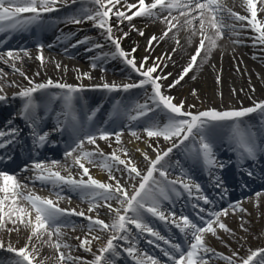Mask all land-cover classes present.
Returning a JSON list of instances; mask_svg holds the SVG:
<instances>
[{
    "label": "snow or ice",
    "instance_id": "obj_1",
    "mask_svg": "<svg viewBox=\"0 0 264 264\" xmlns=\"http://www.w3.org/2000/svg\"><path fill=\"white\" fill-rule=\"evenodd\" d=\"M78 2L79 0H0V33L26 31L33 25H42L45 22V14L59 11L58 6L60 5L66 7L70 3ZM87 3L91 6L82 7L78 14L67 17L64 22L81 24L91 21L94 27L102 30L106 39L115 49L114 52L101 53L100 56L92 59L118 56L141 77L133 83L122 85L104 83L102 86L95 87H102L110 92L121 90L126 92L135 88L145 89L143 102L137 101L134 104L118 106L117 112L129 121L128 131L132 137L137 140L142 138L140 132L131 127L132 123L138 122L143 125L140 131L148 139L159 140L162 138L170 146L160 149L158 144L155 147L149 144L148 147L152 148L156 155L153 159L146 152L142 153L147 162L146 170L137 167L126 149L119 151L123 152L127 159H122L117 151L106 156L99 149L97 140H110L114 136L115 142L120 144L123 130L107 131L102 128L95 131L88 130V125L95 117V111L82 114L77 107V102L80 99L77 94L83 91V85L74 86L56 82L50 78L46 82L37 83L21 72L20 74L28 81V86L21 88L14 98L18 97L23 102L21 118L28 122V127L32 131L34 149L43 148L49 143L55 146V142L49 141L50 132L38 131L45 116L55 112L57 123L52 131L68 133L69 142L65 148L64 158H71L72 164L61 165V161L58 160L35 161L30 168L26 166L23 169V171H32V178L35 180L50 184L53 188V195L56 197L55 201L51 198H43L34 192L26 194L24 189L28 187L27 185L22 184L16 175L0 170V194H2L0 195V230H7L9 233L19 232L20 228L16 226L17 224L30 230L24 247L16 248L11 243L7 245L6 250L14 254L11 264H33L38 249L31 242L34 238L42 241L45 234L48 237L47 242H51L53 237H56V242L52 246L57 251L61 248L68 249L67 253L60 252L61 264H76L78 261L80 264H117L122 252L131 257L134 264H162L159 258L138 247L137 241L145 233L154 238L147 241L149 244L163 241L165 245H168V249L161 248V252L171 264H208L209 253L218 255L226 264H264V248L249 249L246 257H240L238 252H233L231 256H225L214 253L206 244L205 234L210 233L215 236L217 227L224 232L231 231L222 222L221 217L228 215L229 208L233 211L246 212L247 210L240 206L243 201L230 203L229 208H222L219 211H208L200 207L199 211L201 213L208 211L210 217L205 220L201 216V224H197L186 215L177 217L175 212L166 214L163 209L165 201L171 203L174 196L181 195L180 189H183L191 197L193 188H195V199L202 200L205 205L213 203L207 195L203 194L198 183L190 182V177L181 174L176 178H169L171 175L169 169L173 167L169 162V157L176 149H181L187 158L200 162L209 171L214 187L219 190L220 198H228V187L222 176L218 174L224 170L226 164L216 156L215 141L218 138H224L231 145L237 161L241 165V171H245L244 165L248 162L256 163L264 155V101L254 102L253 106L242 107L239 110L208 109L197 112L186 110L184 101L179 104L174 103L175 97L167 95L164 91L165 86L161 83L172 74H163V68L167 65H161L158 61H162L165 56L171 59V54L165 53L164 56L154 58L151 66H148L147 63L150 58L148 56H145L137 64L134 55L137 49L133 48L131 52H128L121 46V40L127 38L128 33L125 32L119 37L114 35V27L118 28L123 21L130 22L134 17H147L159 20L166 25V30L160 37L153 35L149 38L146 51L152 50L154 42L169 38V33H172L173 37H177L181 30L190 33L189 44L192 42V37L199 34L200 39L195 53L179 77L167 85V89L170 90L184 80L185 76L197 65L198 58L207 60L211 56L213 50L218 46V41L224 38L225 31L230 32L233 36L239 35L236 24L225 22V13L237 22H246L241 24L240 28L250 26L253 31L259 34L255 39L260 44H264V20L258 19V4L261 11H264V0H243L249 15L233 12L226 8L222 0H137L136 3H127V0H87ZM134 9L135 11H133ZM113 17L117 21L115 26L112 24ZM132 28L138 31L139 35H144V32L136 29L134 25ZM68 38L66 36L64 39ZM88 43L89 39L86 37L77 40L70 47L75 48ZM233 43H238V41L233 40ZM176 44L180 46L179 39H176ZM43 47V45L38 46L41 52ZM103 47L104 45L95 43L85 50L94 51ZM22 51L25 56L28 55L27 50ZM172 51L174 54L176 48H173ZM202 52L203 56H201ZM20 59L19 52L13 50L0 52V61L5 63L12 61L14 70H18L15 69V61ZM37 59L41 61L42 65L44 64L45 58L42 54L38 55ZM56 67L59 69L60 65L57 64ZM91 67L95 69L97 64L93 63ZM80 78L78 77V79ZM82 78L91 79V76L85 73ZM49 89H59L60 92L52 93L48 91ZM2 92L3 88H0V93ZM37 93H41V97L38 98ZM193 94H195V90ZM6 99V95L0 94V102L6 101ZM57 103H59V111L53 109V105ZM160 112L166 113V122L163 124L156 119ZM253 113H259L262 117L259 128L244 119ZM11 123L9 121V125ZM19 132L20 129L14 126L0 130V149H6L9 145L14 144ZM86 143L97 145L96 150H85ZM136 150L141 151L140 149ZM10 159V155H0V162ZM98 160V166L109 173V180L115 181L114 184L101 182L90 174V170L84 162L96 165ZM175 163L179 165L180 162L176 161ZM121 165L123 168L120 167ZM73 166L78 167L76 175L71 172ZM61 167L68 175H62L60 170H56ZM114 172H120L121 177H116ZM124 173L127 174V178L125 183L121 184L120 180L124 178ZM245 174L250 178L254 175L251 167ZM128 181H132V183H128ZM241 187H247V185H241ZM65 190L77 194L82 201L87 202L89 213L100 207H106L111 216L110 222L98 218V215L93 218L86 215L84 211L59 207L60 200L71 201L70 196H64ZM261 195L259 192L256 193L257 199ZM113 201L115 203H112ZM193 207L196 208L198 205L193 204ZM73 216L82 217L88 221L86 225L88 234L95 232L108 234L106 243L100 246L95 253H92L91 245L93 241L101 240V236L91 235V239L86 236L81 240L79 248L93 254L91 261H84L83 258L73 256L71 246L62 242V237L65 234L64 229L70 228L75 231L78 227L70 219ZM148 216L174 225L183 234L187 247L166 238L155 230L148 222ZM9 224L12 225L11 228L6 227ZM241 228L243 231H247L243 225ZM118 241H123L127 246H121L117 243ZM4 248L5 243L0 241V249Z\"/></svg>",
    "mask_w": 264,
    "mask_h": 264
},
{
    "label": "bare ground",
    "instance_id": "obj_2",
    "mask_svg": "<svg viewBox=\"0 0 264 264\" xmlns=\"http://www.w3.org/2000/svg\"><path fill=\"white\" fill-rule=\"evenodd\" d=\"M137 0H127V3H136ZM222 3L226 6H229L228 9H231L233 12H236L240 15H249L246 11V8L243 4V0H222ZM90 5L87 3V0H79L76 4H69L67 7L62 6L59 11L54 12L53 14L47 13L45 14V22L42 25H35V30L40 31V35L43 38V41L39 43V45H43L42 52L38 48H27L28 55L25 56L21 49H13V51L19 52L21 59L15 61V69H13V62L9 61L5 63L0 61V88H3V91L6 92L8 90L9 93L5 94L4 92L0 93L6 95L7 99L4 103H7L6 110H0V123L3 121L6 111L11 109V113L15 112L20 107L21 99L16 98H8L9 95L18 93L20 90V86L18 87L15 83H19L23 85H27L28 81L24 79L20 73L23 72L25 76L33 79L35 82H46L49 78L56 82H64L67 84H71L74 86L83 85V91L78 93L77 95L80 99L77 102V107L83 114L84 112H92L95 111V117L91 121L89 125H91L89 131H95L98 128L105 129L110 131L114 125H118L119 128L123 130V135L121 136V143L124 144V140L126 139V144L128 142L127 151L131 156L132 160L136 163L137 167L141 170H146L147 162L144 160L142 151L137 152L135 150V144H137V139L132 137L128 131L129 123H124V117L119 115L117 112L118 106L121 105H130L134 104L137 101L143 102L145 99V94H141L142 88L130 89L128 91H108L103 89L102 86L104 83H115L117 85H122L124 83H133L137 82L141 77L138 76L137 73L133 72L132 69L119 57L112 58L101 57L98 60H93V57L100 56L101 53H111L114 52V46L110 41L106 39L104 34H94L95 29L89 26L86 22L82 23L81 26H77L71 23H65L64 20L66 18L65 13L63 15V10H74L75 14H78L79 10L82 7H89ZM135 11V9L133 10ZM131 14V13H129ZM52 15L56 21H62V27L59 31L52 29L55 28L56 23L53 21H49L48 17ZM225 15V22L228 24H236L233 18L228 16L227 13ZM68 17V14H67ZM182 19V18H181ZM258 19L264 20V11H261L260 5L258 4ZM116 18H112V24L116 23ZM232 22V23H231ZM246 23V22H243ZM132 25L135 26L136 29H140L144 32V35H139V32L132 28ZM38 27V28H37ZM122 33L127 32L128 36L125 39L121 40V46L125 51L131 52L133 48H136L137 51L134 53L136 57L137 64L145 57H150L148 60V66H151L153 63V59L156 57L164 56L165 53L171 54V59H168L166 56L162 61H158L161 65L166 64L167 67L163 68V74L171 73L172 75L167 79L161 81V83L165 86L164 91L167 95L175 97L173 101L176 104H179L181 101H184V108L186 110H197L204 111L208 109H216V110H228L233 108H247L253 106L254 102L264 101V44H260L255 38L258 37V33L253 31L250 26H246L243 32L239 31L238 36L231 35L230 32L225 31L224 38L218 41V46L213 50L211 56L207 60H203L198 58L197 65L185 76L184 80L181 81L179 85L168 90L167 85L170 84L173 80L177 79L179 75L182 73L183 69L187 67L190 62L191 56L195 53L196 48L199 43V34L197 36L192 37L191 44L188 43V37L190 33L181 30L177 37H173L172 33H169V38H165L162 41L154 42L152 50L146 51L148 48V40L151 36L155 35L160 37L163 31L166 30V25L161 23L159 20L150 19L147 17H134L132 21H123L122 23ZM238 30V29H237ZM175 31V30H173ZM78 32V35L75 38H71L75 33ZM50 33V34H49ZM59 34L61 38L58 40L57 36ZM115 35V32H114ZM69 37L67 39V49H70L71 44L75 43L76 40H81L84 38L89 39L88 44H81L79 47H75L81 52H64V48H60V41L64 40L63 37ZM78 36H83L78 39ZM115 36H122L116 34ZM13 40L16 41L19 38V35H13ZM176 39H179L180 46L176 44ZM233 40L238 41V43H233ZM55 42L53 45H56L59 50L49 49L48 47H52V42ZM100 43L104 45L101 49H95L94 51H86L91 44ZM48 46V47H47ZM69 47V48H68ZM173 48H176V52L173 54ZM8 51V50H6ZM54 51L55 54H52ZM5 52V51H2ZM85 53L88 55L86 56ZM43 55L45 58V62L42 65L41 61L37 59L38 55ZM204 53H201L203 56ZM70 56V57H68ZM110 62V65H106L105 69L109 73L114 71H118L122 77H115L113 74L109 73H101L100 68L104 63ZM93 63L97 64V67L93 69L91 65ZM59 64L60 68L57 69L56 65ZM125 67L127 69H124ZM130 71V72H129ZM39 73V75H36ZM88 74L91 76L90 80L86 78H82L83 74ZM35 74V75H34ZM130 74V75H129ZM78 77H81L78 79ZM194 77V78H193ZM117 78V79H116ZM219 81V82H218ZM206 83H213L217 87L225 88V98H219L216 103L206 100L204 95L203 88ZM15 85V86H14ZM250 87L255 88L252 92L250 91ZM201 89V91H200ZM195 90V94L193 91ZM234 90V91H233ZM49 92L57 93L60 92L59 89H49ZM238 91V92H237ZM202 92V93H201ZM238 93H243L240 95ZM41 93H37L36 96L41 97ZM139 95L140 97L134 101V98ZM261 95V96H259ZM220 96L217 94V98ZM242 103V104H239ZM2 103H0L1 105ZM194 105L195 107H189ZM213 107V108H212ZM53 109L55 111H59V103L53 105ZM51 115V113H50ZM155 115V114H153ZM55 118V112H53L52 119ZM156 119L163 124L166 122V113L160 112L159 115L156 116ZM261 115L259 113H253L252 116H249L247 119L248 123L259 128L261 122ZM138 123V122H137ZM137 123H132L131 127L137 128ZM139 124V123H138ZM140 134L142 132L138 130ZM125 138V139H123ZM111 141L115 142V137L110 138ZM99 141V139L97 140ZM164 142V146L169 145L168 142L162 140ZM120 143V144H121ZM98 145V144H97ZM97 145H88L85 144V150L87 151H95ZM162 147L163 145L160 144ZM100 150L106 155L107 147L100 144ZM162 149V148H160ZM215 152L217 158L227 165L231 164L230 160L223 161V159L230 158L235 155L231 145L226 142L224 138H218L215 141ZM147 153V152H146ZM149 157H153V155L147 153ZM123 155V152H121ZM122 157V156H121ZM48 159V158H46ZM43 159V160H46ZM52 159V158H51ZM122 159H125L124 156ZM56 160L61 161V165H71V158L65 159L64 155L60 156ZM49 161H41V162H50ZM176 161H179V165H176ZM84 162V161H82ZM169 162L173 165L169 171L177 173V171H197L196 169L202 165L200 162L189 159L186 157L185 153L181 149H176L172 154H170ZM85 166L89 168L90 174L97 180L105 183L114 184L115 181L109 180V173L98 166L99 160L96 165L88 164L84 162ZM26 167V166H25ZM21 168L17 171L16 176L17 179L22 183L27 185L28 187L24 189L25 193L34 192L36 195H39L43 198H51L54 201L56 197L53 194V188L50 184L41 183L38 180H35L33 177L32 171H23L25 168ZM29 167V166H27ZM123 168V165L120 166ZM251 167L254 175L250 178L245 172L247 169ZM245 171H241V165L238 163L237 158L236 161L229 167H227L224 171V175L222 174L223 181L227 187H232V183L230 179L227 177L228 174L234 172L238 177L241 178L240 181H237V184H244L247 186H251L256 183V187H260L258 192L262 195L257 199L256 193L253 192L250 196L244 197L238 201H243L240 205L246 212H240L238 210L233 211V209L229 208L230 203H236L237 201L232 200L227 202V205L223 208H229L228 215L224 218L221 217L222 222L226 224V226L231 230L230 232H224L217 228V233L215 236L208 233L209 240L206 241L207 246L214 251V253L223 254L217 251V249L229 250L232 252L229 247V243L226 241V238L223 237V234L228 235V239L234 241L240 247L239 250H234L233 252H238L239 256H246L248 254V250L251 247L250 244V232L253 237L257 239L259 235L264 237V191H259L264 189V155L260 157V159L256 163L248 162V164L244 165ZM56 170H60L62 175H68L67 172L63 171V168H59ZM176 171V172H175ZM71 172L73 175H76L78 172V167L73 166L71 168ZM116 177H121L120 172H114ZM172 176V175H170ZM32 178V179H30ZM78 178V177H77ZM127 178V174L124 173V178L120 180L121 184L125 183V179ZM210 180L211 176H210ZM128 183H132V181H128ZM259 185V186H258ZM179 187V186H177ZM257 191V190H256ZM181 195L179 197H173L172 202L169 203L165 201L163 204V208H169L170 205H174L175 207H180L184 202L183 194L187 193L183 189H180ZM65 197H71V201L68 199L60 200L59 207L61 208H74L77 211H84L86 215L91 214L93 218H98L105 220V222H110L111 216L108 214V209L106 207H100L96 211L91 213L88 212V203L82 201L77 194H74L70 191H64ZM2 195V194H0ZM112 203H115L114 201ZM222 209V208H220ZM219 209V210H220ZM211 209L210 211H219ZM34 217V213H33ZM74 221L78 227L75 231L69 229H64V236L62 237V242L69 244L72 248L71 254H75L80 258H83L84 261H91L93 259L92 256H89L83 252L82 248H79V244L82 239L86 236L88 239H91V235H99L102 237L99 241H93L91 247L95 244L94 250L102 246L107 238V233L95 232L92 234L87 233L88 221L83 219L82 217L73 216L70 218ZM148 222H155L157 225L158 220H152L150 216L147 217ZM206 219V218H205ZM243 225L247 231H243L241 228ZM17 227L20 228L19 232H8L7 230H0V241L5 243V248L0 249V264H11V261L14 257L13 253H10L6 250V247L9 243H11L14 247L20 248L24 247L28 236L30 235V230L24 228L22 225L17 224ZM84 226V227H80ZM158 226H163L165 229L169 230L170 226L163 225L159 223ZM7 228H11L12 225L9 224L6 226ZM216 227V225H214ZM223 231V233L221 232ZM167 232V231H166ZM167 235V234H166ZM243 235L244 242L240 241L239 237ZM80 237V239H77ZM147 239H153L149 237L147 234H143L139 239L138 247L142 249L144 252L149 253L151 255H155L160 257L161 247H157L155 244H159L158 242H154L153 244H149ZM48 237L45 234L41 240L33 239L32 244H35L38 252L36 255V259L33 260V264H61L59 260L60 252H68V249L61 248L59 251L55 247L52 246L56 242V237H53L51 242H47ZM122 244L123 247L127 245L123 241H118ZM187 247V245H186ZM260 248V247H259ZM208 258L212 260H217L219 262L223 261L220 259L218 255H214L213 253L208 254ZM122 264H134V261L131 257H128L126 253H121V257L118 259ZM226 263V262H225ZM76 264H80V262H76Z\"/></svg>",
    "mask_w": 264,
    "mask_h": 264
},
{
    "label": "rangeland",
    "instance_id": "obj_3",
    "mask_svg": "<svg viewBox=\"0 0 264 264\" xmlns=\"http://www.w3.org/2000/svg\"><path fill=\"white\" fill-rule=\"evenodd\" d=\"M91 6V5H90ZM232 23V22H231ZM236 23V22H235ZM87 24H89V26H91V27H93V29H95L96 31H102L101 29H98V28H96V27H94L93 26V23L91 22V21H87ZM117 24V22L114 24V26ZM241 24H243V23H241ZM240 24V25H241ZM238 25V24H237ZM122 23L121 24H119V27L118 28H116V27H114V32H115V35L116 34H119V35H123V33H122ZM238 31H244V30H238ZM76 50V49H75ZM71 51V52H76V51ZM69 53H70V51H69ZM52 54H55L54 53V51H52ZM68 57H70V56H68ZM100 70V72L101 73H109L108 71H106V69L105 68H100L99 69ZM112 73H114L115 75H117V71H114V72H112ZM35 75V74H34ZM91 81L92 80H95V79H90ZM225 86V85H224ZM224 86H223V88H224ZM251 89H250V91H252L253 92V89L255 90V88H253V87H250ZM225 89V88H224ZM224 89H222V91H223V97L225 98V93H226V91L224 90ZM200 91H201V89H200ZM238 92V91H237ZM202 93V92H201ZM238 94H240V95H243V93H238ZM225 95V96H224ZM259 96H261V95H259ZM205 99H206V97H205ZM207 100V99H206ZM239 104H242V103H239ZM216 105V104H215ZM217 106V105H216ZM192 112H195V111H192ZM137 128L138 129H142L143 128V125L142 124H138L137 123ZM114 131H116V129L114 130ZM141 136H142V138L141 139H139V140H137L136 142H137V144H135V145H137V146H135L134 148H135V150L136 149H140V150H143L142 151V153L143 152H147V153H149V154H151V155H154L155 154V152H153L152 151V148H149L148 147V145L149 144H152L154 147L158 144L159 145V147L160 148H162V146L160 145V144H162L163 146H164V142L162 141V138L161 139H159V140H156V139H148L143 133L141 134ZM123 139H125V138H123ZM97 144H98V146H99V148L101 147L100 146V144H102L103 146H105V147H107L108 149H107V154L108 155H111V153L113 152V151H117V154L118 155H120V156H124V155H121V151H119L120 149H126L127 150V146H128V142H127V144H126V139L124 140V144L123 143H121V144H117L116 142H114V141H111V140H99V141H97ZM137 151V150H136ZM104 152V151H103ZM137 152H141V151H137ZM121 157V158H122ZM124 158L125 159H127V157H125L124 156ZM262 190H264V189H262ZM256 192H258V190L256 191ZM252 194V193H251ZM247 196H249V195H247ZM243 197H246V196H243ZM89 216H91V214H88ZM225 218V217H224ZM218 228V227H217ZM222 233H223V231H221ZM251 236H250V244H251V247H249L250 249H252V250H256V249H258L259 247H264V237L262 236V235H259L258 237H257V239H255L254 237H253V235H252V233L250 232L249 233ZM223 237L224 238H226V241L229 243V247L231 248V250H232V252L231 251H229V250H223V249H217V251L218 252H220V253H224V255L225 256H231L232 255V253H233V251L234 250H239L240 249V247L238 246V244H236L234 241H232L231 239H228V235L226 234H223ZM239 239H240V241H245L244 240V237H243V235H241L240 237H239ZM205 240L207 241V240H209V236H208V234H205ZM94 246H96L95 244L92 246V253H95L96 252V250H94ZM83 250V252H85V254H87V255H89V256H92V253H90V252H87V251H85L84 249H82ZM209 254H211V253H209ZM73 256H75V257H78L77 255H75V254H72ZM242 257H246V256H242ZM208 264H226L225 262H223V261H221V262H219V261H217V260H212V259H209L208 258Z\"/></svg>",
    "mask_w": 264,
    "mask_h": 264
}]
</instances>
